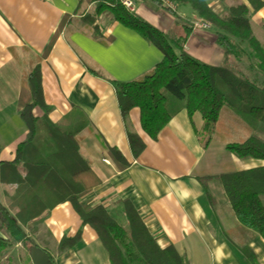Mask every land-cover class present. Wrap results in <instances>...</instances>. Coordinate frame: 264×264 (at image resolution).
Returning a JSON list of instances; mask_svg holds the SVG:
<instances>
[{
    "label": "crops",
    "instance_id": "0c3cea01",
    "mask_svg": "<svg viewBox=\"0 0 264 264\" xmlns=\"http://www.w3.org/2000/svg\"><path fill=\"white\" fill-rule=\"evenodd\" d=\"M239 1L251 13L253 36L255 30L264 36V0H257L262 5L256 11L248 0ZM132 2L135 15L169 39L182 34L181 24L191 26L184 51L213 67L222 64L223 52L215 44L212 28H194L192 23L199 18L189 5L170 1L173 6L167 10L156 0ZM207 3L215 12H225L215 0ZM92 8L82 5L79 9V0H0V161H11L17 143L25 137L26 128L15 104L26 64L37 59L50 121L55 123L76 109L89 122L80 132V154L88 160L100 184L84 200L115 208L117 199H128L157 245H172L189 264H250L243 250L252 253L256 264H264V240L240 226L224 200L221 185L210 180L203 188L197 180L257 169L264 166V160H240L224 150L229 142L216 148L211 137L203 145L197 128H205V123L198 115L191 122L184 110H179L155 139L139 126L138 108L130 109L123 121L110 81L129 82L141 77L161 61L162 53L136 32L107 17L96 22L101 38L92 37L78 21ZM64 16L71 20L63 24L43 55ZM220 110L218 121L224 123L226 137L233 143L243 142L251 133L246 125L229 109ZM127 131L136 134L144 145L136 157L130 152ZM258 133L264 138V128ZM96 134L126 160L124 170L113 166ZM3 189L0 184L2 203ZM5 190L11 191L8 186ZM78 230V242L58 254L59 241ZM33 240L53 264H110L95 233L81 227L68 204L51 210ZM29 259L20 240L12 243L0 234V264H32Z\"/></svg>",
    "mask_w": 264,
    "mask_h": 264
},
{
    "label": "trees",
    "instance_id": "16d2710c",
    "mask_svg": "<svg viewBox=\"0 0 264 264\" xmlns=\"http://www.w3.org/2000/svg\"><path fill=\"white\" fill-rule=\"evenodd\" d=\"M170 1L189 5L200 20L210 25L215 44L223 52L221 65L213 67L184 51L183 45L191 30L187 24H181L183 32L173 40L134 12H128L119 0H79V9L82 5L93 6L91 12L83 13L78 20L92 37L101 38L96 22L100 17H107L136 32L162 53L161 61L141 77L129 82L110 81L122 120L130 109L138 108L139 126L149 138L155 139L179 110H184L191 122L198 115L205 125L213 128L220 109L227 108L251 133L243 142L225 144L224 150L240 160H264V138L258 133L264 128V47L253 36L248 7L239 0H215L225 8V12L217 13L208 6L207 0ZM248 3L253 11L262 5L257 0H248ZM70 20L69 16L61 19L43 55L63 24ZM37 64V59L26 64L15 104L26 128L25 137L17 143L11 161H0V184L4 186L0 234L12 243L20 240L28 252L31 246H36L33 236L43 219L55 206L68 204L81 227L86 226L95 233L110 264H189L172 245L165 248L157 245L128 199H117L115 208L84 200L100 184L88 160L80 154V132L89 122L76 109L55 123L50 121L47 116L50 107L43 99ZM96 136L113 166L124 170L128 163L122 155ZM126 139L136 157L143 150V143L129 131ZM197 180L203 188L210 180L218 182L240 226L264 240V166L202 176ZM6 186L11 191H6ZM80 235L78 230L74 236L62 238L56 245L57 253L73 247ZM242 252L250 264H256L251 252Z\"/></svg>",
    "mask_w": 264,
    "mask_h": 264
},
{
    "label": "rangeland",
    "instance_id": "374dc122",
    "mask_svg": "<svg viewBox=\"0 0 264 264\" xmlns=\"http://www.w3.org/2000/svg\"><path fill=\"white\" fill-rule=\"evenodd\" d=\"M254 34H255V38L259 40L262 46L264 47V36L260 34L258 30H255ZM243 47H245V45H243ZM226 134H227V130H225L224 123H222V120H219L217 122V125L213 130L210 125H205V128H201V127L197 128V136L200 142L204 145L208 141L209 137H211L213 142L212 146L216 148L219 147L222 144V142L233 143L232 141L233 139H230V137L229 138L226 137L227 136Z\"/></svg>",
    "mask_w": 264,
    "mask_h": 264
},
{
    "label": "built area",
    "instance_id": "2783aa9c",
    "mask_svg": "<svg viewBox=\"0 0 264 264\" xmlns=\"http://www.w3.org/2000/svg\"><path fill=\"white\" fill-rule=\"evenodd\" d=\"M121 5L126 9L128 12H133V2L132 0H119ZM158 1L163 7L172 9V4L169 0H156ZM192 26L194 28H203V29H209V24L203 22L202 20L193 21Z\"/></svg>",
    "mask_w": 264,
    "mask_h": 264
},
{
    "label": "water",
    "instance_id": "95a60500",
    "mask_svg": "<svg viewBox=\"0 0 264 264\" xmlns=\"http://www.w3.org/2000/svg\"><path fill=\"white\" fill-rule=\"evenodd\" d=\"M28 256L32 264H53L48 253L36 246H31L29 248Z\"/></svg>",
    "mask_w": 264,
    "mask_h": 264
}]
</instances>
